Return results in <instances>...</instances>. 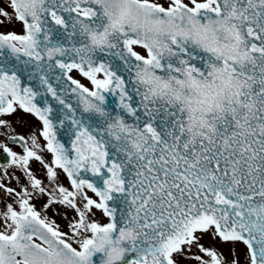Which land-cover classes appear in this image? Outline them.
<instances>
[{
	"label": "snow or ice",
	"instance_id": "obj_1",
	"mask_svg": "<svg viewBox=\"0 0 264 264\" xmlns=\"http://www.w3.org/2000/svg\"><path fill=\"white\" fill-rule=\"evenodd\" d=\"M0 264H264V0H0Z\"/></svg>",
	"mask_w": 264,
	"mask_h": 264
},
{
	"label": "rangeland",
	"instance_id": "obj_2",
	"mask_svg": "<svg viewBox=\"0 0 264 264\" xmlns=\"http://www.w3.org/2000/svg\"><path fill=\"white\" fill-rule=\"evenodd\" d=\"M9 30H15V31H19V25L15 26L14 29L11 28V26H9ZM83 82H87L85 79H82ZM22 113V112H21ZM30 116V115H29ZM31 118H33L32 116H30ZM31 120V119H30ZM28 122V120H27ZM25 123L20 121L18 124V127L20 129H22L21 131H23V129L25 128ZM31 125H33V122H30ZM24 132V131H23ZM27 132V131H26ZM45 159H50V155L48 153L45 154ZM33 168L34 170L37 172L38 176H42V170L40 169V166L36 163H33ZM65 184L67 185V181H64ZM37 203V208L39 209L41 206L42 202H36ZM48 215L50 218L55 219L56 222L60 225L61 229L64 231H67V222L65 220L62 219L61 216H56L53 214L52 210H49ZM206 246H209L212 244L211 241H208L207 239L205 241H203ZM215 247H217L219 250H221L229 259H231V250L233 249V245L231 244H216ZM235 250L242 252L243 250V246L242 245H236L235 246Z\"/></svg>",
	"mask_w": 264,
	"mask_h": 264
},
{
	"label": "flooded vegetation",
	"instance_id": "obj_3",
	"mask_svg": "<svg viewBox=\"0 0 264 264\" xmlns=\"http://www.w3.org/2000/svg\"><path fill=\"white\" fill-rule=\"evenodd\" d=\"M10 119L13 121L14 125L16 126V130L17 132L27 135L29 134L31 131H33L35 128L39 127V122L35 120V118H31L29 115L27 114H23L21 112H18L16 115L10 117ZM31 119V120H30ZM28 120V122H27ZM22 121L25 124V128L23 129V131H21L22 129H20L18 127L19 122ZM30 122H33V125L30 124ZM27 131V132H26ZM15 150L19 151L18 148H16Z\"/></svg>",
	"mask_w": 264,
	"mask_h": 264
},
{
	"label": "water",
	"instance_id": "obj_4",
	"mask_svg": "<svg viewBox=\"0 0 264 264\" xmlns=\"http://www.w3.org/2000/svg\"><path fill=\"white\" fill-rule=\"evenodd\" d=\"M58 138L61 140V142L66 143V146H68V145H67V138H66L65 136H63V134H60V135L58 136Z\"/></svg>",
	"mask_w": 264,
	"mask_h": 264
}]
</instances>
